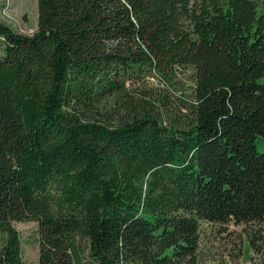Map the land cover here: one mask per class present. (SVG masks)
<instances>
[{
	"label": "trees",
	"instance_id": "1",
	"mask_svg": "<svg viewBox=\"0 0 264 264\" xmlns=\"http://www.w3.org/2000/svg\"><path fill=\"white\" fill-rule=\"evenodd\" d=\"M0 21V264H200L203 222L264 246V0H38ZM188 71L190 98L170 84ZM168 84V85H169ZM134 90L133 92L131 91Z\"/></svg>",
	"mask_w": 264,
	"mask_h": 264
},
{
	"label": "rangeland",
	"instance_id": "2",
	"mask_svg": "<svg viewBox=\"0 0 264 264\" xmlns=\"http://www.w3.org/2000/svg\"><path fill=\"white\" fill-rule=\"evenodd\" d=\"M255 1L261 4L263 0ZM38 17V0H0V21L19 34L33 36L38 30ZM168 84L156 77L147 81V87L168 93L174 104L173 108L190 98L193 85L188 71L178 70L173 82ZM131 91L134 90L131 88ZM256 145L258 151L264 153V138L259 137ZM16 228L21 235L26 263L38 264V225L17 223ZM200 237V264H264L263 244L258 242L261 252L253 250L249 242L251 237L244 226L203 222ZM1 245L0 236V247Z\"/></svg>",
	"mask_w": 264,
	"mask_h": 264
}]
</instances>
